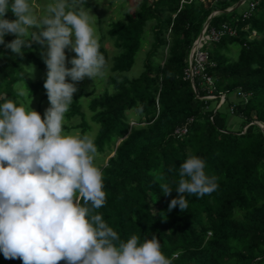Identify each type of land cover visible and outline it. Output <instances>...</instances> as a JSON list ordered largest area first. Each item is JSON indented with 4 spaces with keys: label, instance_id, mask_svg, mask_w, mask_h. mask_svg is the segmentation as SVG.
Returning <instances> with one entry per match:
<instances>
[{
    "label": "trees",
    "instance_id": "1",
    "mask_svg": "<svg viewBox=\"0 0 264 264\" xmlns=\"http://www.w3.org/2000/svg\"><path fill=\"white\" fill-rule=\"evenodd\" d=\"M240 1L218 0L211 6L201 0H142L135 15L112 23L101 40L107 65L106 40L121 52L114 58L110 77L114 92L106 91L89 105L91 120L99 125L94 142L98 152L108 157L99 165L107 199L98 211L122 240L133 234L141 242L155 236L166 256L175 255L173 264H264V131L260 127L264 126V2L248 18L237 10L224 12ZM215 11L220 13L212 17L209 28L226 24L235 35L227 34L207 47V66L193 85L185 75L189 56ZM150 22L154 41L144 71L130 79L124 73L135 65ZM4 39L0 103L17 98L14 85L20 80L31 95L42 91L48 97L45 82L32 80L22 67L23 63L41 67L42 62L31 48L24 49L23 57L12 53L7 44L15 35ZM235 44L240 54L233 61L229 53ZM205 74L212 79L211 86ZM94 94H74L67 112L69 119L81 118L74 128L82 134L90 126L81 98ZM130 111L138 113L135 120ZM232 120L238 121L234 127ZM182 127L187 133L176 135ZM191 155L205 160L206 174L219 177V187L203 197L186 194L188 207L169 211L171 200L179 195L175 190L180 166ZM161 183L170 184L171 195L161 193ZM0 264L23 261L7 259L0 252Z\"/></svg>",
    "mask_w": 264,
    "mask_h": 264
},
{
    "label": "clouds",
    "instance_id": "2",
    "mask_svg": "<svg viewBox=\"0 0 264 264\" xmlns=\"http://www.w3.org/2000/svg\"><path fill=\"white\" fill-rule=\"evenodd\" d=\"M84 4L49 0L43 14H37L30 0H0V45L7 34L15 35L7 48L20 57L33 43L48 46L44 88L51 105L42 118L31 108L32 100L21 99L27 92L20 86L16 99L0 103V252L23 264H173L175 255L166 256L155 236L141 242L133 234L122 240L104 220L98 210L107 193L94 139L64 130L77 91L68 78L94 80L107 66L97 17ZM9 11L15 20L4 18ZM69 47L76 54L71 69L66 66ZM23 68L29 75L34 72ZM205 168L199 156L184 160L175 190L179 195L169 211L179 206L183 212L186 194L203 197L218 189L219 177L208 176ZM160 189L164 196L173 192L169 183H161Z\"/></svg>",
    "mask_w": 264,
    "mask_h": 264
},
{
    "label": "rangeland",
    "instance_id": "3",
    "mask_svg": "<svg viewBox=\"0 0 264 264\" xmlns=\"http://www.w3.org/2000/svg\"><path fill=\"white\" fill-rule=\"evenodd\" d=\"M142 0H85L84 7L91 11V14L96 16V26L97 32L99 35V44H101V40L103 36L108 35V30L110 25L114 22H125L128 15H135L139 11V4ZM251 0H247L242 6L237 9V14H241L245 9L248 10L249 4ZM31 3L34 4V10L37 14H43L44 6L49 3V0H30ZM11 16L15 17L11 11H9L5 19L11 20ZM153 22H150L145 30V35L142 41V48L138 52L136 56L135 65L131 69V71L124 73L130 79H134L139 77L144 71L145 60L147 59V53L150 50L153 39ZM31 31L39 33L41 31L40 28H32ZM17 38V37H16ZM74 39V38H73ZM105 47L109 51L110 60L108 65L104 70V75L102 77H96L94 80L89 77H85L83 80L75 82L72 81L71 78H68L69 83H74L77 91L74 94L80 93H89L94 91L95 94L91 97H83L81 99L82 111L86 115V121L88 122L90 128L87 130L86 134L90 135L94 140L99 131V125L94 123L91 120L92 113L89 109V105L93 98L101 96L106 91L114 92L112 85L110 84V77L114 75L112 71V66L114 63V58L119 55L121 52L117 48L114 47L113 42L110 40L105 41ZM31 51L35 54V56L42 62L43 66L35 65L34 63H23L22 67H33L34 72L32 74H28L25 69L26 74L36 82H46L47 80V72L48 68L46 65L48 46L41 45L38 43H33L31 46ZM67 56V64L66 66L71 69L73 65L71 64V60L76 57L75 52L71 49V47L65 50ZM240 54L239 45L235 44L230 47L229 57L231 60L235 61L238 59ZM155 61H159V57L154 59ZM17 86L22 87L27 92L26 98H21L25 103H28L32 100L31 108L37 112H39L44 118L45 113L49 107H51L48 97L40 91L35 95H31L29 88L26 83L22 80L17 81L14 85V89L17 92ZM209 98V97H208ZM218 109V107H217ZM129 116H131V120H135V117L138 116V113L135 111L128 112ZM135 122V121H134ZM237 120H232L231 126L234 127L237 124ZM81 123L80 117L68 118L67 113L65 115V124L64 130L66 132H75L79 131L82 134L80 128H74L78 124ZM73 127V128H72ZM85 134V133H84ZM108 160V157L98 152L97 164L102 165L105 164Z\"/></svg>",
    "mask_w": 264,
    "mask_h": 264
},
{
    "label": "built area",
    "instance_id": "4",
    "mask_svg": "<svg viewBox=\"0 0 264 264\" xmlns=\"http://www.w3.org/2000/svg\"><path fill=\"white\" fill-rule=\"evenodd\" d=\"M218 1V0H217ZM264 0H251L249 4V8L247 11L243 13L245 18H248L254 11L256 5ZM219 13V12H218ZM235 35V30L232 29L229 25H223L221 28H209L208 26H204L200 36L194 42L190 56H189V67L185 72L186 79H189L194 85V79L204 73L205 68L207 66L209 60V53L207 51V47L212 43L219 41L225 35ZM256 35V32H253V36ZM205 80L208 85H212V79L205 74ZM209 98H213V96H209ZM225 100V96L221 95V103ZM187 133V128L182 127L175 131L176 135L182 136Z\"/></svg>",
    "mask_w": 264,
    "mask_h": 264
},
{
    "label": "crops",
    "instance_id": "5",
    "mask_svg": "<svg viewBox=\"0 0 264 264\" xmlns=\"http://www.w3.org/2000/svg\"><path fill=\"white\" fill-rule=\"evenodd\" d=\"M201 1H202L203 3H205V5H208V4H209V5L212 6V5H213L212 3H213L214 1H217V0H201ZM241 1H243V0H241ZM245 2H246V1H244L243 4H244ZM239 3H240V2H238L235 6H233L232 8H229L228 10H232V11H230V12H233L234 10H237L240 6L243 5V4H241V5L238 7V4H239ZM245 11H247V9H245L244 11H242V13H244ZM218 12H219V11H215V12H213V13H214V16L218 15ZM230 12H228V13H230ZM213 13H212V14H213ZM219 13H220V12H219ZM242 13H241V14H242ZM212 14H211V15H212ZM211 15H210V16H211ZM214 16H213V17H214ZM207 21H208V20H207ZM205 25H206V24H205ZM218 29H219V28H218Z\"/></svg>",
    "mask_w": 264,
    "mask_h": 264
},
{
    "label": "water",
    "instance_id": "6",
    "mask_svg": "<svg viewBox=\"0 0 264 264\" xmlns=\"http://www.w3.org/2000/svg\"><path fill=\"white\" fill-rule=\"evenodd\" d=\"M244 1H247V0L240 1V3L238 4V7H239L241 4H243ZM230 11H232V10H226V11H224V12L228 13V12H230ZM213 16H214V13L209 17V19H208V21L206 22V25H205V26H208V25H209V23H210V21H211V19H212ZM260 127H261V128L263 129V131H264V126H263V125H260Z\"/></svg>",
    "mask_w": 264,
    "mask_h": 264
}]
</instances>
